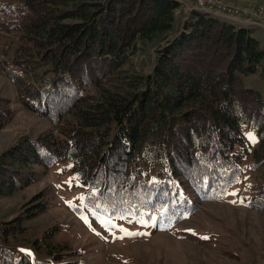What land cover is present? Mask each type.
<instances>
[{"label": "trees", "instance_id": "16d2710c", "mask_svg": "<svg viewBox=\"0 0 264 264\" xmlns=\"http://www.w3.org/2000/svg\"><path fill=\"white\" fill-rule=\"evenodd\" d=\"M179 8L175 0H0V37L18 45L0 72L17 104L48 122L0 155V199L31 187L37 170L58 168L78 178L69 210L87 228L114 240L121 223L164 233L201 204L224 202L250 159L260 175L245 205L264 212V95L243 82L258 72L264 80V48L248 27L196 12L177 28ZM158 41L151 72L132 70L137 47ZM8 111L0 106V131ZM48 206L36 195L0 221V264H85L54 227L28 226Z\"/></svg>", "mask_w": 264, "mask_h": 264}, {"label": "rangeland", "instance_id": "374dc122", "mask_svg": "<svg viewBox=\"0 0 264 264\" xmlns=\"http://www.w3.org/2000/svg\"><path fill=\"white\" fill-rule=\"evenodd\" d=\"M222 1L241 9L255 8L262 2ZM190 14L182 11L176 15L177 28H181ZM248 29L264 48V28L255 25ZM163 45V41L139 45L130 59V68L143 75L151 72L155 50ZM17 49L13 37H0V70ZM243 82L246 88L264 95V80L260 72L245 77ZM0 106L9 110L11 118L0 131V155L22 136H37L48 127L46 120L37 118L17 104L15 88L2 72ZM250 163V159L244 163L245 181L230 191L235 195L229 193L222 203L201 204L197 213L169 232L151 233L121 223L116 226V238L120 239L114 240L108 231L96 224L87 228L69 210L70 204L76 203L78 191L73 182L71 186L66 183L69 177L60 174L58 168L44 173L37 170V181L31 187L10 198L0 199V221L10 222L21 215L22 207L34 196L42 194L49 204L48 209L30 221L28 226L39 233L54 227L57 240L68 246L75 260L85 264H264V212L251 210L245 205L260 175L250 171ZM121 228L143 235L128 236Z\"/></svg>", "mask_w": 264, "mask_h": 264}, {"label": "built area", "instance_id": "2783aa9c", "mask_svg": "<svg viewBox=\"0 0 264 264\" xmlns=\"http://www.w3.org/2000/svg\"><path fill=\"white\" fill-rule=\"evenodd\" d=\"M184 11L188 12L190 9H201L205 11L213 12L215 15H220L225 18H229L231 21L243 22V23H255L263 25L264 23H258V16H264V0L261 2V10L249 11V17H239L233 13L227 12L224 8L217 6V2L214 0H185Z\"/></svg>", "mask_w": 264, "mask_h": 264}, {"label": "bare ground", "instance_id": "6f19581e", "mask_svg": "<svg viewBox=\"0 0 264 264\" xmlns=\"http://www.w3.org/2000/svg\"><path fill=\"white\" fill-rule=\"evenodd\" d=\"M177 2L180 3V8L176 11V15H179L180 13H182V11L184 12V4H185V0H176ZM215 2H217V6H220V8H224L225 10H227V12L233 13L234 15H238L239 17H249V11H259L261 10V3L255 7V8H245V9H241V8H235V7H231L226 5L222 0H214ZM189 13H199L201 15H205L208 17H212V18H216L219 19L221 21H224L226 23H232V22H236V21H231L229 20V18H225L222 17L220 15H215L213 14V12L210 11H205V10H201V9H190L188 10ZM184 14V13H183ZM239 27H250V26H255L258 25L262 28H264L263 25H259V24H255V23H243V22H236ZM258 23H264V16H258ZM235 25V24H233Z\"/></svg>", "mask_w": 264, "mask_h": 264}, {"label": "snow or ice", "instance_id": "6c2138e0", "mask_svg": "<svg viewBox=\"0 0 264 264\" xmlns=\"http://www.w3.org/2000/svg\"><path fill=\"white\" fill-rule=\"evenodd\" d=\"M248 139H249V141L252 142V143H255V142H256V138L252 135V133H248ZM69 167H71V166H69ZM75 179H78V178H77V177H72V178H70L69 181H67L66 183H68V184L71 186L72 181L75 180ZM237 182H239V181H237ZM230 194H231V195H235L236 193L233 192V193H230ZM92 195H95V191H93ZM80 199H83V197H81ZM69 203H70V202H69ZM233 203H235V202H233ZM70 206H71V204H70ZM82 219H83V217H82ZM141 223H143V221H141ZM114 226H115V225H114ZM120 230H121L122 232H125V234L128 235V236L143 235V233L127 232V230H125V229H123V228H121ZM121 238H122V237H121ZM202 238H203V239H207V237H202Z\"/></svg>", "mask_w": 264, "mask_h": 264}, {"label": "crops", "instance_id": "0c3cea01", "mask_svg": "<svg viewBox=\"0 0 264 264\" xmlns=\"http://www.w3.org/2000/svg\"><path fill=\"white\" fill-rule=\"evenodd\" d=\"M176 1V0H175ZM230 24H235V26H239L236 22H232V23H230Z\"/></svg>", "mask_w": 264, "mask_h": 264}]
</instances>
